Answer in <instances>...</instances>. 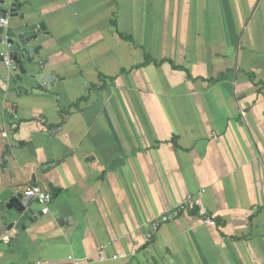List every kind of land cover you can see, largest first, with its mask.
<instances>
[{"label": "crops", "instance_id": "crops-1", "mask_svg": "<svg viewBox=\"0 0 264 264\" xmlns=\"http://www.w3.org/2000/svg\"><path fill=\"white\" fill-rule=\"evenodd\" d=\"M18 2L6 29L43 23L37 81L59 77L0 60V198H53L33 221L0 199V264H264V0ZM200 190L215 225L147 240Z\"/></svg>", "mask_w": 264, "mask_h": 264}, {"label": "water", "instance_id": "water-1", "mask_svg": "<svg viewBox=\"0 0 264 264\" xmlns=\"http://www.w3.org/2000/svg\"><path fill=\"white\" fill-rule=\"evenodd\" d=\"M20 6L21 3L18 0H0V18H23L17 11ZM35 25L34 29L28 24H24L22 28H11L10 26L9 30L6 27H0V60L3 59L1 49L7 46L8 56L12 62L11 82L15 84L21 83L25 79H32L36 86L43 85L46 88L47 85L52 86L59 76L49 74L37 81V76L41 74V70L40 68L35 69V58L39 55L42 45L36 42L42 35H48V32L43 23L39 22ZM10 31L14 35L9 36L8 32ZM40 63H45V60L40 61ZM0 199L2 201L8 200L7 208L12 211L9 215H26L29 221H33L38 215H42L41 210L36 212L31 207V202H37V200L30 196L13 195L12 191L6 190Z\"/></svg>", "mask_w": 264, "mask_h": 264}, {"label": "built area", "instance_id": "built-area-1", "mask_svg": "<svg viewBox=\"0 0 264 264\" xmlns=\"http://www.w3.org/2000/svg\"><path fill=\"white\" fill-rule=\"evenodd\" d=\"M8 18H0V27H6L8 24ZM3 63L6 67L12 68V62L9 59L8 54L3 55ZM204 190H200L196 194L187 195L182 202L175 205L171 208L168 213L161 214L157 220H153L151 222V229L147 233L146 237L148 239H152L154 233L158 230V227L161 223L168 222L169 220L178 217L183 212H192L195 216L201 218L202 222L209 225H215V220L209 214L204 204L201 200V194ZM23 196H30L33 199L37 200V203L41 206L42 214H47L49 212V205L52 201L53 195L50 191L43 189L41 186L37 184H33L28 186L23 191ZM116 258V256H113ZM99 259L103 260V256L101 252H99Z\"/></svg>", "mask_w": 264, "mask_h": 264}]
</instances>
